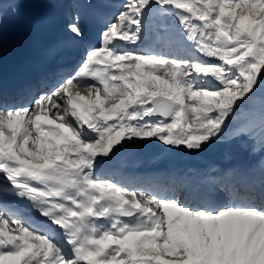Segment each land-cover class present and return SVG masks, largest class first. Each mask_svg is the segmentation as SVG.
Returning a JSON list of instances; mask_svg holds the SVG:
<instances>
[{
  "label": "snow or ice",
  "instance_id": "1",
  "mask_svg": "<svg viewBox=\"0 0 264 264\" xmlns=\"http://www.w3.org/2000/svg\"><path fill=\"white\" fill-rule=\"evenodd\" d=\"M19 3L0 0V25ZM97 19L101 45L73 71L0 94V264H264V0H127ZM66 30L84 38L79 14ZM153 141L259 159L191 188L111 178Z\"/></svg>",
  "mask_w": 264,
  "mask_h": 264
},
{
  "label": "bare ground",
  "instance_id": "2",
  "mask_svg": "<svg viewBox=\"0 0 264 264\" xmlns=\"http://www.w3.org/2000/svg\"><path fill=\"white\" fill-rule=\"evenodd\" d=\"M43 1H41V4ZM25 4H27L25 2ZM40 4L39 2H32L31 5ZM47 6L52 5V0L46 3ZM97 2L87 0L82 9L80 10V16L82 20L87 22L91 18V13L93 10H97ZM19 10V13H18ZM10 16L13 19L11 25L2 23L0 25V35L4 39V48L0 50V59L5 67L12 68L15 70H26L31 68L33 62L27 63L29 59L33 56L37 58L39 63L45 62V51L51 49L55 46L60 48L61 37L59 35V28L57 22L60 19V14L62 13V4L53 3L50 8L29 10L26 12L24 8L16 9L9 8ZM63 24H68L71 17V12L68 10L63 12ZM171 23L174 21L170 20ZM175 24V23H174ZM178 27L179 24L176 23ZM178 32L180 31L177 29ZM60 50V49H59ZM29 64V65H28ZM207 148V147H206ZM126 149L129 151L141 152H157L161 149H165L167 155L172 160L177 161L179 155L182 151L179 149H170L167 146L162 145L159 141L153 142H136L129 144ZM131 154V153H130ZM247 153L245 152L244 155ZM191 158H196L194 154L190 155ZM241 157L238 156L235 161L240 160ZM230 160L228 162H232ZM123 160H120L119 164H122ZM3 180L2 177H0ZM1 182V181H0ZM8 200H15L14 197H8ZM38 217L37 213H34Z\"/></svg>",
  "mask_w": 264,
  "mask_h": 264
},
{
  "label": "rangeland",
  "instance_id": "3",
  "mask_svg": "<svg viewBox=\"0 0 264 264\" xmlns=\"http://www.w3.org/2000/svg\"><path fill=\"white\" fill-rule=\"evenodd\" d=\"M211 147H216L217 151H219L221 153V156H226L227 154H232L233 151H240V150H244L245 149L244 147L241 146V143L239 141L233 142V143L215 142V143L211 144ZM254 158L256 160L259 159V157H254Z\"/></svg>",
  "mask_w": 264,
  "mask_h": 264
}]
</instances>
